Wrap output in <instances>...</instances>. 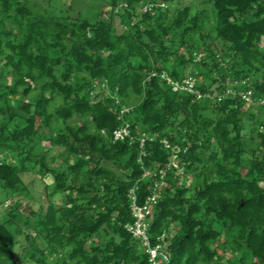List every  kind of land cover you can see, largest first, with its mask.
I'll return each instance as SVG.
<instances>
[{
	"label": "trees",
	"instance_id": "obj_1",
	"mask_svg": "<svg viewBox=\"0 0 264 264\" xmlns=\"http://www.w3.org/2000/svg\"><path fill=\"white\" fill-rule=\"evenodd\" d=\"M105 1L89 22L0 0V187L25 197L22 174L52 180L24 232L28 204L7 200L0 258L22 232L35 264H148L126 229L130 195L152 193L158 177L143 176L169 163L167 140L186 150L184 174L164 177L152 245L164 237L169 264H264V108L228 93L264 95V0ZM162 72L195 76L210 98L172 91ZM124 123L134 139L113 141ZM143 133L156 137L141 146Z\"/></svg>",
	"mask_w": 264,
	"mask_h": 264
},
{
	"label": "built area",
	"instance_id": "obj_2",
	"mask_svg": "<svg viewBox=\"0 0 264 264\" xmlns=\"http://www.w3.org/2000/svg\"><path fill=\"white\" fill-rule=\"evenodd\" d=\"M151 6H143L142 10L145 11L147 9H150ZM156 73H152L151 76H156ZM161 78V81H165L167 84H169L172 88V91L179 92V93H186L190 94L196 97L197 100H200L202 98L209 99V95L202 94L197 89V78L195 76H188L187 78H184L180 81L173 80L171 77H169L165 72H162L159 76ZM246 85L247 80H240L235 81L234 85ZM247 86V85H246ZM228 93H230L232 96L239 95L241 99H243L246 103L249 105H255L264 108V95H261L259 97H256L254 94V91L247 86V89L245 91H234V90H228ZM130 108L123 107L119 114L122 116L126 113H128ZM113 141H126V140H133V136L131 133V129L128 123H124L120 127H118L116 130L112 133ZM156 135H150L143 133L141 135L140 143L141 146H143L146 139L152 140ZM165 149L169 151L170 154V161L166 165L165 168L160 169L157 173H150L146 172L143 177L147 176H155L158 177L159 180L154 183L152 193L147 196L145 202L143 204H138L137 202V196L135 194V189L131 190L130 195V209L132 212V216L135 218L133 223L127 224L126 229L131 234V236L138 240L141 244V247L145 249V253L148 255V264H169L171 255L168 250L165 249V245L161 244L160 241L164 240V237L160 236L156 239V242L154 245H152L151 240L148 236V224L147 220L150 217L151 213L153 212L154 206L157 203L158 197L160 195V189L165 185L164 183V177L167 174V171L170 169H173L176 171L178 175L184 174V166L182 164V161L179 157L180 152L182 151L185 153V149H181L179 146L175 145L173 146L169 141L162 140L161 141Z\"/></svg>",
	"mask_w": 264,
	"mask_h": 264
},
{
	"label": "rangeland",
	"instance_id": "obj_3",
	"mask_svg": "<svg viewBox=\"0 0 264 264\" xmlns=\"http://www.w3.org/2000/svg\"><path fill=\"white\" fill-rule=\"evenodd\" d=\"M32 5L41 6V8L47 9L51 13L57 16H70V17H78L81 19L88 20L89 22H94L101 12L107 11L109 9L108 3L105 0H29ZM182 4H189L193 7V9H201L205 8L202 6L199 0H180V3L176 5L175 3L172 4L170 7L174 10L176 7ZM210 14V13H209ZM210 19L212 16L210 14ZM117 28L120 30V26L116 23ZM264 44V39L262 41ZM52 153L56 154L55 151ZM24 182L28 185V196L25 197H15L14 194L6 189L0 187V222H3L6 219V212L9 209H6L4 206L7 200L10 203H14L15 201H20L23 205L28 204V208L26 207L22 209L19 213V218L17 222L22 228V232H24L25 225L24 222L27 219L29 222V226H32L36 219H38V213L35 214L31 213V210L37 211L41 207L45 209L47 206V199L44 194L43 184H50L52 182L50 177L45 178L42 180L40 177L37 176L35 172L24 173L21 175ZM190 183L191 178L188 179ZM15 197V198H14ZM54 198V200H56ZM58 202V200H56ZM7 210V211H6ZM14 226V225H13ZM17 233L15 236V244L13 248L14 258H0V264H35L34 262H30L29 260L22 259V250L23 247L26 245V241L24 239L23 233ZM34 234V230H32ZM223 255V253H221ZM229 254L226 253L223 257H228ZM52 261V260H51ZM51 264V263H49Z\"/></svg>",
	"mask_w": 264,
	"mask_h": 264
}]
</instances>
